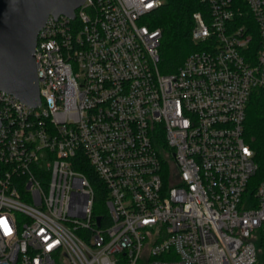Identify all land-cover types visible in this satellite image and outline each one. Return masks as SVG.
I'll return each mask as SVG.
<instances>
[{
  "label": "built area",
  "instance_id": "1",
  "mask_svg": "<svg viewBox=\"0 0 264 264\" xmlns=\"http://www.w3.org/2000/svg\"><path fill=\"white\" fill-rule=\"evenodd\" d=\"M199 1L195 50L172 74L151 28L165 0H85L49 18L41 106L0 92V264H264L246 139L264 0ZM82 163L106 189V224Z\"/></svg>",
  "mask_w": 264,
  "mask_h": 264
},
{
  "label": "water",
  "instance_id": "2",
  "mask_svg": "<svg viewBox=\"0 0 264 264\" xmlns=\"http://www.w3.org/2000/svg\"><path fill=\"white\" fill-rule=\"evenodd\" d=\"M85 0H0V92L29 108L41 106L35 53L52 16L74 19ZM2 126L0 113V130ZM98 225L101 218L97 219Z\"/></svg>",
  "mask_w": 264,
  "mask_h": 264
},
{
  "label": "trees",
  "instance_id": "3",
  "mask_svg": "<svg viewBox=\"0 0 264 264\" xmlns=\"http://www.w3.org/2000/svg\"><path fill=\"white\" fill-rule=\"evenodd\" d=\"M205 9L199 0H165V4L153 13L151 28H161L163 39L160 47L159 68L164 74H172L179 70L187 56L195 46L191 39L193 14ZM259 45L256 46V49ZM246 123V139L254 151V160L258 164V172L254 183L264 181V91H254L249 106ZM79 170L90 179L96 191L95 216L107 221V211L104 207L107 198L106 189L89 164L82 163Z\"/></svg>",
  "mask_w": 264,
  "mask_h": 264
}]
</instances>
